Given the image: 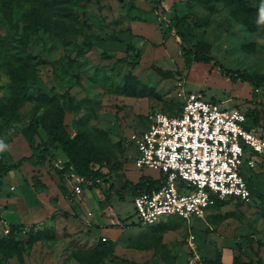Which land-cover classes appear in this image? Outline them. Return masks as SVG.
<instances>
[{
	"label": "rangeland",
	"instance_id": "obj_1",
	"mask_svg": "<svg viewBox=\"0 0 264 264\" xmlns=\"http://www.w3.org/2000/svg\"><path fill=\"white\" fill-rule=\"evenodd\" d=\"M10 1L0 0V142L7 145L0 166L30 155L32 142L49 144L56 157L15 169L13 192L5 182L1 198L13 199L17 213L32 197L50 216L18 223L12 238L0 233V264H205L224 248L226 261L233 250L264 264V166L251 175L250 201L217 204L190 220L172 215L140 223L131 194L109 191L142 174L131 134L157 111L180 112L189 92L246 112L264 133V80L228 75L264 78V0H169L168 6L166 0H52L35 8ZM175 16L224 71L202 62L195 70L184 66L181 38L163 34ZM59 113L71 137L86 132L97 148L91 167L107 179L94 189L73 166L62 176L55 172L69 161L49 134Z\"/></svg>",
	"mask_w": 264,
	"mask_h": 264
},
{
	"label": "built area",
	"instance_id": "obj_2",
	"mask_svg": "<svg viewBox=\"0 0 264 264\" xmlns=\"http://www.w3.org/2000/svg\"><path fill=\"white\" fill-rule=\"evenodd\" d=\"M248 120L238 108L189 92L180 112L157 111L146 128L133 132L129 140L137 149L132 157L137 170L166 179L158 189L133 197L138 222L152 225L172 215L201 218L218 200L250 201L248 178L264 166V133L247 126ZM72 190L79 194L82 187ZM0 228L9 232L1 219ZM194 240L192 235L193 248Z\"/></svg>",
	"mask_w": 264,
	"mask_h": 264
},
{
	"label": "trees",
	"instance_id": "obj_3",
	"mask_svg": "<svg viewBox=\"0 0 264 264\" xmlns=\"http://www.w3.org/2000/svg\"><path fill=\"white\" fill-rule=\"evenodd\" d=\"M11 3H19V2H27L34 5V8L37 7L40 3H44L45 5H54L52 0H11ZM186 23L183 18L180 17H172L167 23V27L164 31V35L166 34H176L181 38L179 42L180 47V56L184 60V66L186 68H191L196 63H207L212 66H217L221 71L224 69L220 66L217 60H215L212 56L207 55L201 49L200 42L196 39V36L193 30L185 26ZM162 72V71H161ZM162 74L170 76L171 73L163 72ZM229 77L233 80L238 78H247L253 82L258 83L261 79L259 75L249 76L244 72H239L237 74L231 73L228 74ZM215 101V100H214ZM70 110L73 109V106L69 107ZM246 113V112H245ZM247 115V114H246ZM248 116V115H247ZM64 115L63 113H59V120L55 123L52 129L49 130L51 142H59L64 152L67 154L69 161L65 163L63 167L55 166V172L62 176L68 173L73 166L82 177V180L87 183V188L94 189L97 187L101 180H105L104 176L106 174L102 173L99 169H93L91 167V163L93 161H97V148L95 144L92 142L90 136L86 132H79L75 137H71L64 127L63 122ZM251 120V127L255 128L257 125L256 120ZM33 132L34 127L31 126ZM56 156L51 150V146L45 143H31V153L30 155L23 156L15 163L10 164H2L0 166V198L2 195V190L5 184L4 178L8 175L10 171H14L15 169H21L25 166V164H30L32 167H42L48 160L54 159ZM252 175V174H251ZM125 178V177H124ZM251 176L248 178V184L252 191V195L254 194L251 182ZM166 179L164 176L155 177L153 174H141L137 182H134L130 179L125 178L122 181V184L119 188L115 187L112 183L109 186V191L117 194L118 196H122L126 192H129L132 197L140 194L144 191H151L154 189H158L165 183ZM231 200H218L217 204H223ZM241 202V201H238ZM20 226L18 224H10L9 232L4 233L1 231L2 235H7L12 238L15 233L18 231ZM42 233L39 234L41 236ZM201 264V263H196ZM205 264H226L223 261L222 253L217 252L215 258L205 259ZM231 264H254L252 260L245 261L241 254L234 255Z\"/></svg>",
	"mask_w": 264,
	"mask_h": 264
},
{
	"label": "crops",
	"instance_id": "obj_4",
	"mask_svg": "<svg viewBox=\"0 0 264 264\" xmlns=\"http://www.w3.org/2000/svg\"><path fill=\"white\" fill-rule=\"evenodd\" d=\"M169 2V0H166L165 2H164V4L166 5V6H168L167 5V3ZM145 26H148V25H145ZM144 26V27H145ZM148 28L150 29L149 31H146V32H148V33H150V34H153L154 36H156V37H160V32L159 31H155V30H152L151 29V27L150 26H148ZM138 29H140V30H144V29H141V27L140 26H138ZM194 67H192V68H194L193 70H195L197 67V64H194L193 65ZM204 66V65H203ZM206 68H207V66H206ZM206 68H204V70L206 69ZM206 71V70H205ZM255 171H257V169L256 170H252L251 171V174H253ZM11 174H15V172L14 171H10L9 173H8V175L4 178V180H5V182L7 181L8 183H9V189H10V192H13V191H15L16 190V188L18 187V185L17 184H15V183H17V182H14L13 184H15L14 186L16 187L15 188V190H13V191H11V186H12V184H11V182L9 181V177H10V175ZM15 180V179H14ZM16 181V180H15ZM26 187V186H25ZM9 192V193H10ZM32 197H28V200L27 199H25L26 201H24V203H23V208H22V212H21V214H19V213H17V211L18 210H15L14 208L16 207V205L14 204V202H13V199H12V201L10 202V200L8 199V197L7 196H3L2 198H0V206H1V212H0V219L2 220V221H4L5 223H7V225L9 226L10 224H18V223H24V222H41V221H44V220H46L47 218H48V216H50V213H49V209L47 208V207H44V206H39V207H35V206H33L32 205V199H31ZM9 207V208H8ZM12 208V209H11ZM14 209V210H13ZM7 216V218L9 217V215H13V217L12 218H8V220H5V217H3V216ZM106 218H108V216H106ZM106 218H104V220L106 221V222H108L107 221V219ZM109 219V218H108ZM225 249H229V248H224L223 249V252H222V257H223V261L226 263V264H231L232 262H231V260H233L232 258L234 257V253H233V250H232V254H231V256H230V259H229V261H226V253H225ZM179 263V262H178ZM197 263V262H196ZM198 263H199V261H198ZM170 264H173V263H170Z\"/></svg>",
	"mask_w": 264,
	"mask_h": 264
},
{
	"label": "clouds",
	"instance_id": "obj_5",
	"mask_svg": "<svg viewBox=\"0 0 264 264\" xmlns=\"http://www.w3.org/2000/svg\"><path fill=\"white\" fill-rule=\"evenodd\" d=\"M6 147L7 145H5L3 142H0V151H4Z\"/></svg>",
	"mask_w": 264,
	"mask_h": 264
}]
</instances>
